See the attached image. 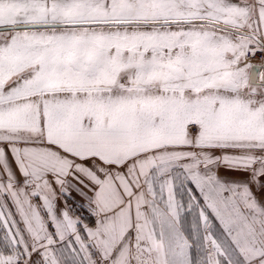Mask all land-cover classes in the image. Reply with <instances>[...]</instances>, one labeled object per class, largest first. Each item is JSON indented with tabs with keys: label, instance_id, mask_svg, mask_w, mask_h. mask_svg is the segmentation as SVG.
Here are the masks:
<instances>
[{
	"label": "snow or ice",
	"instance_id": "snow-or-ice-1",
	"mask_svg": "<svg viewBox=\"0 0 264 264\" xmlns=\"http://www.w3.org/2000/svg\"><path fill=\"white\" fill-rule=\"evenodd\" d=\"M0 264H264V0H0Z\"/></svg>",
	"mask_w": 264,
	"mask_h": 264
},
{
	"label": "built area",
	"instance_id": "built-area-1",
	"mask_svg": "<svg viewBox=\"0 0 264 264\" xmlns=\"http://www.w3.org/2000/svg\"><path fill=\"white\" fill-rule=\"evenodd\" d=\"M253 61H257L258 63H260V59H259V57H258L256 60H253Z\"/></svg>",
	"mask_w": 264,
	"mask_h": 264
},
{
	"label": "bare ground",
	"instance_id": "bare-ground-1",
	"mask_svg": "<svg viewBox=\"0 0 264 264\" xmlns=\"http://www.w3.org/2000/svg\"><path fill=\"white\" fill-rule=\"evenodd\" d=\"M253 63H255L254 61H252ZM257 63V62H256Z\"/></svg>",
	"mask_w": 264,
	"mask_h": 264
},
{
	"label": "rangeland",
	"instance_id": "rangeland-1",
	"mask_svg": "<svg viewBox=\"0 0 264 264\" xmlns=\"http://www.w3.org/2000/svg\"><path fill=\"white\" fill-rule=\"evenodd\" d=\"M255 63L257 62V61H254ZM258 63V62H257Z\"/></svg>",
	"mask_w": 264,
	"mask_h": 264
}]
</instances>
